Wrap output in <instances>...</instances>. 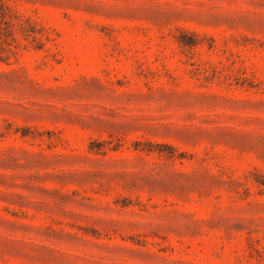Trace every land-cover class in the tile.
Here are the masks:
<instances>
[{"label": "rangeland", "instance_id": "obj_1", "mask_svg": "<svg viewBox=\"0 0 264 264\" xmlns=\"http://www.w3.org/2000/svg\"><path fill=\"white\" fill-rule=\"evenodd\" d=\"M0 264H264V0H0Z\"/></svg>", "mask_w": 264, "mask_h": 264}]
</instances>
